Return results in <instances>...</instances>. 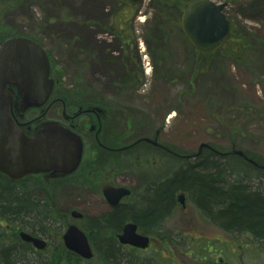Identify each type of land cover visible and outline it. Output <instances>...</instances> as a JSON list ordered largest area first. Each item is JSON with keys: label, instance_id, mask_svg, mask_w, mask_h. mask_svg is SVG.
Returning <instances> with one entry per match:
<instances>
[{"label": "rangeland", "instance_id": "obj_1", "mask_svg": "<svg viewBox=\"0 0 264 264\" xmlns=\"http://www.w3.org/2000/svg\"><path fill=\"white\" fill-rule=\"evenodd\" d=\"M6 1L0 0V33L8 25L11 34L32 36L43 43L53 61L59 93L66 91L72 98H80L71 93L75 86H80L83 93L88 90L93 93V102L111 106L113 126L124 132L121 138L108 137L109 143L124 141L123 146L129 148L135 141L153 138L159 131V141L184 151L196 152L203 142L230 149L233 134L228 137L227 129L236 125L240 128L237 147L251 148L264 157V0H213L227 2V17L240 30L249 50L245 61L236 63L225 57L230 54L225 46L214 55V63L206 66L208 69L201 71L205 66L202 65L198 72L194 57L198 60L199 55L180 26L172 22L175 19L179 22V9L188 0H171L176 5L171 10L161 8L154 0H143L134 9L127 0H21L18 8H7ZM120 19L129 28L120 24ZM129 33L132 38L128 39ZM128 51L133 60L127 57ZM135 69L143 79L133 84V88L128 85L123 90L119 84ZM73 102L78 101L70 100L69 111L76 110ZM215 105L221 112H211ZM241 108L254 114L246 116L249 117L246 120L235 113ZM227 110L237 117L226 115ZM36 113L29 116H37ZM46 117L62 119V105L55 104ZM119 119L126 125L121 127L116 122ZM83 121L81 124L85 126ZM83 130L87 152L95 151L92 156L95 162L91 161L88 168L94 166L97 174L89 171L86 161L85 168L74 179L62 182L53 192L51 203L67 221L60 219L50 224L55 235L51 239L36 235L47 239L48 253L56 251L54 248L69 224L75 223L82 229L88 218L111 211L102 194L106 183L98 185L96 179L106 178L109 184L126 186L139 194L144 191V182L156 184L173 170L191 169L168 154L153 153L156 161L149 157L152 152L147 153V143L138 142L122 150L126 156H117L120 168H127L107 172L105 168L112 162L98 158L94 132L89 134L88 126ZM224 171L228 172L230 182L241 178L248 189L264 197V176L241 177ZM189 206L186 219L175 208L159 233L151 234L158 241L148 251H138L136 256L141 259L157 256L162 264H213L212 260L215 264H236L241 258L246 264H264V241L226 232L206 219L191 201ZM72 210L84 214V218H72ZM157 248L162 255L157 254ZM232 248L236 254L231 253ZM36 257L44 259L35 254L33 264L40 263L34 260Z\"/></svg>", "mask_w": 264, "mask_h": 264}, {"label": "trees", "instance_id": "obj_2", "mask_svg": "<svg viewBox=\"0 0 264 264\" xmlns=\"http://www.w3.org/2000/svg\"><path fill=\"white\" fill-rule=\"evenodd\" d=\"M169 2H165L164 5L161 3L160 6H165ZM225 46H228L230 51V54L225 57L231 58L236 63L245 61L249 45L243 39L240 30L235 29L231 40ZM221 50L210 54L197 53L200 58L194 59L195 71L208 69L206 66L214 63V55L221 53L219 52ZM202 65L205 66L200 69ZM135 80L141 81L142 76L135 78L131 76L124 80L123 85H129ZM78 87L81 88L75 86L71 93L75 96H84ZM214 108L211 109L214 114L221 112L216 105ZM235 113L238 116H245L246 120L249 118L246 116L254 114L245 108ZM225 114L235 115L233 111L228 110ZM118 121L121 127L126 125L125 121L119 119L116 122ZM227 131L228 137L229 134H233L238 140L240 136L238 126H228ZM245 150L249 156H253L259 163L264 164V157L254 153L251 148ZM150 157L155 158L153 152ZM185 164L191 169L187 167L173 170L163 175L156 184L144 182L142 193L137 194V191L133 189L132 201L121 204L98 218H88L81 227L92 242L95 255L87 261L70 252L65 247L62 236L54 248L56 251L49 252L50 254L47 252L48 249L39 251L30 243L23 242L19 237L20 231L25 230L33 235L51 239L55 235L50 224L60 219L66 223L67 220L61 210L56 209L52 201L40 191L37 184L10 181L0 174V264H33L32 256L35 254L39 258L44 257L43 261L37 257L34 259L39 261V264H162L155 255V258L150 256V258L141 259L136 256L139 250L131 248V252L125 251L128 247L124 248L118 243L117 234L130 220L134 221L143 233L158 234L176 208L177 194L180 192H185L189 201L216 227L226 232L245 234L253 239L264 241V197L258 191L248 189L241 178L230 182L227 179L228 172L224 169L229 170L232 175H241V177H248L249 174H254L256 177L264 176V170L255 168L238 156L233 159H223L210 151ZM98 181L107 180L104 178ZM134 204H137L136 207ZM158 250L157 254L161 252L162 255V251ZM231 253L236 254V249L232 248ZM232 254L226 255L230 258ZM212 263L215 264V260H212ZM236 264L246 263L241 258L240 262L236 260Z\"/></svg>", "mask_w": 264, "mask_h": 264}, {"label": "water", "instance_id": "obj_3", "mask_svg": "<svg viewBox=\"0 0 264 264\" xmlns=\"http://www.w3.org/2000/svg\"><path fill=\"white\" fill-rule=\"evenodd\" d=\"M225 6L226 3L217 4L212 0H195L185 9L182 29L200 52L215 51L232 34L234 25L223 13ZM3 32L0 33V173L11 180L30 179L39 186L40 191L53 199L56 185L80 172L85 152L84 141L72 128H75V124L70 127L61 121L46 119L48 109L62 101L57 93L53 98L57 81L52 76L49 53L38 41L27 35ZM83 105L72 114L70 122L84 111L94 113L97 109L105 113L100 105H91L87 110L83 109ZM31 109H39L41 113L28 120L27 113ZM99 116L101 114L97 112V117H93L92 131H99ZM22 126H27L26 131ZM156 133L154 138H141L131 146L147 141L164 152L184 159L200 156L208 148L228 158L238 155L255 168L264 169L263 164L249 157L243 149H238L234 139L230 149L202 143L197 152H189L159 141V131ZM127 148L118 144L104 147L102 151L120 152ZM102 192L110 206L116 207L124 197L130 195L131 190L107 184ZM178 202L183 208L187 206L185 194L179 195ZM71 216L80 219L83 214L73 210ZM20 237L38 250H45L48 246L47 241L27 232H21ZM63 241L71 252L84 259L94 256L87 235L76 224L69 225ZM118 241L122 245L146 249L154 239L139 233L135 222H128L119 233Z\"/></svg>", "mask_w": 264, "mask_h": 264}, {"label": "flooded vegetation", "instance_id": "obj_4", "mask_svg": "<svg viewBox=\"0 0 264 264\" xmlns=\"http://www.w3.org/2000/svg\"><path fill=\"white\" fill-rule=\"evenodd\" d=\"M20 1L21 0H8V1H6L5 3H6V6H7V8H10V7H20L21 6V4L22 3H20ZM131 11V8H130V10L128 11V13ZM128 13H125V14H128ZM125 21H123V20H120V24H123ZM8 29H10L11 27L10 26H8V25H5ZM128 38H132V35L129 33L128 34ZM126 55H127V57H130L131 59H132V57H134L133 56V54L131 53V52H127L126 53ZM130 58H128V59H130ZM133 60V59H132ZM73 106H75L76 107V109L79 107V105L78 104H75V105H73ZM69 112H72V111H69ZM70 113H66L65 111H64V118L65 119H68V120H70L71 118H73V116H71V115H69ZM88 115H89V113H87ZM88 115H81L80 116V119L78 120V127L80 126V128L83 130V128H84V126H83V124H81V120H84L83 121V123H84V125L85 124H87V122H90V119H89V116ZM105 118L104 117H102V119L101 118H99V120H98V123H99V126H101L100 128H101V130L103 131L104 130V127H105V124L103 123V120H104ZM74 121L75 120H72L71 122H67L66 120H64V122H66L65 124L66 125H74ZM76 122H77V120H76ZM102 122V123H101ZM68 123V124H67ZM100 130V129H99ZM84 131V130H83ZM89 153H91V152H87V154H86V157L83 159V161H82V163H81V170H83L84 168H85V163H86V161H87V163H86V167L88 168V166H89V163H91V161H94L93 160V158H92V156L94 155V153H91V154H89ZM117 156H119V155H123V156H126V154L125 153H115ZM95 162V161H94ZM93 164H95V163H93ZM91 166V165H90ZM92 168H94V166L93 167H91V168H88V169H92ZM88 169H86V170H88ZM188 211L189 210H183V211H181L180 212V216L182 217V218H185L186 219V215L187 214H189L188 213Z\"/></svg>", "mask_w": 264, "mask_h": 264}, {"label": "bare ground", "instance_id": "obj_5", "mask_svg": "<svg viewBox=\"0 0 264 264\" xmlns=\"http://www.w3.org/2000/svg\"><path fill=\"white\" fill-rule=\"evenodd\" d=\"M143 207V206H142Z\"/></svg>", "mask_w": 264, "mask_h": 264}]
</instances>
